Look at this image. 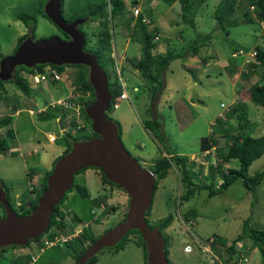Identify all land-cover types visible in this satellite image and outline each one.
Returning a JSON list of instances; mask_svg holds the SVG:
<instances>
[{
    "label": "rangeland",
    "instance_id": "1",
    "mask_svg": "<svg viewBox=\"0 0 264 264\" xmlns=\"http://www.w3.org/2000/svg\"><path fill=\"white\" fill-rule=\"evenodd\" d=\"M107 1L62 0V15L66 21L70 23L86 18L85 24L79 26L87 39L85 52L101 48L97 39L102 30L100 23L103 19L97 13L95 20L89 22L88 11L98 12L94 5ZM120 1L124 5L122 18L109 23L110 46H105L104 56L99 53L98 58L109 75L110 82L116 76L119 84L120 81L125 83L128 100H116L115 103L119 105L116 108L111 106L106 114L111 121L121 124V141L142 167L151 170L149 161L142 160L144 156H153L155 161L168 151L173 155L186 157L187 171L192 182L196 186H202L199 189L192 186L195 194L188 201H180L185 186L181 182L183 167L177 162H171L166 177L158 182L151 211L146 219L148 225L157 227L166 217H172L170 225L162 231L167 243L169 264H262L258 249L248 238L237 243L231 255L227 252V247L237 237L247 234L249 229L264 232V181L251 191L245 188L240 178L227 189H218L223 180L222 173L228 168L237 167L235 161L220 159V155H224L229 147L221 137L224 129L229 126L231 130L237 129L235 114L226 116L227 110L234 106L244 108L246 116L252 122V137L264 133V108L253 105L249 95L253 84L264 82V66L258 65L256 69L248 70L246 60L231 57L238 49L253 51L256 46L264 49L263 25L255 20L252 23L245 22V0H238L234 11L223 18L222 25L214 19V12L221 0H205L198 6L193 4V8L187 12L181 11L177 2L167 5L162 0H136V6L141 8V12L149 15L151 25H148V29L151 31L156 28V35L160 33L162 38H171L173 42L167 46L165 53L160 54L155 49L158 42L154 40V55L165 56L170 52L175 56L159 79L160 84L155 83V87V84H148L131 67L130 61L137 58L134 55L132 57L130 52L126 57V42L130 43L128 49L134 51L139 58L141 44L131 41L129 31L124 27L127 20L131 25L135 22L128 14L135 5L131 0ZM46 2L47 0H0L2 58L14 53L18 39L24 35L29 36V29L17 18L21 13L36 18L34 40L61 36L57 27L39 13L38 7L43 5L44 10ZM105 9L107 14L108 4ZM197 17L202 18V22ZM251 17L255 18L253 13ZM180 35L182 38L178 37ZM191 61L195 65L188 69ZM40 66H43V70L53 68L47 64ZM71 66L65 65L61 74L62 81L58 80L55 84L42 82L36 85L28 79L30 75H27L29 95L17 89L12 79L1 82L4 90L0 92V120L9 117L11 121L0 128V143L4 146V151L0 149V188L2 185L6 188L18 215L29 210L26 209L28 207L23 211L20 208L24 195L26 199L41 196L42 180L51 169L52 162L68 149V142L72 145L76 141L90 140L88 138L93 136L91 124L86 125L87 128L81 133L70 127V124L67 125L66 120L65 131L61 132L60 114L56 115L57 111L48 109L44 118L39 114L36 116L29 113V110L39 112L49 102L64 100L69 94H73L74 88L70 90L71 80L68 78H76L78 70L83 75L87 74L88 78V68L82 65L78 68ZM198 80L202 82L201 85ZM134 87H138V90H133ZM188 95L193 96L196 106L190 107L185 101ZM197 96L201 97V102L196 100ZM221 105L225 107L222 108ZM222 120L224 124L220 125L218 121ZM81 123L84 125L82 121ZM7 130L13 131V138L7 136ZM157 130L164 136L162 141H159L160 137L158 140L153 139V133ZM67 134L71 138H67ZM49 135L55 138L53 143L48 141ZM211 135L217 138V146L209 150V156L203 157V152L200 151L201 138ZM80 136L82 138H77ZM153 160L151 164L154 163ZM263 168L264 155L251 164L247 175L253 176ZM102 177L100 170L94 168H88L75 176L74 182L85 187L89 196L82 198L75 189L66 195L64 202L59 204L60 212L65 214L62 219L65 226L61 228L55 222L50 232L43 234L45 236L41 242L52 241L53 246L37 256L36 264H75L78 254L84 250L82 246L85 247L107 229L123 221L129 197L122 189L106 183ZM29 188H34L35 192L29 194ZM212 191L215 195L210 197L209 193ZM98 202L99 207L96 206ZM2 216L0 206V217ZM86 230L88 239L84 238ZM51 236L56 237L53 239ZM69 239L78 240L80 247L75 244L77 254L68 249L65 240ZM127 239L128 241L126 238L122 241L126 243L120 251L104 250L97 254L95 264H144L146 259L142 247L136 245V236L130 235ZM38 245L33 241L29 246L16 247L14 250L7 247L0 251V264H11L10 261L15 258L23 262L27 255L33 256Z\"/></svg>",
    "mask_w": 264,
    "mask_h": 264
},
{
    "label": "water",
    "instance_id": "2",
    "mask_svg": "<svg viewBox=\"0 0 264 264\" xmlns=\"http://www.w3.org/2000/svg\"><path fill=\"white\" fill-rule=\"evenodd\" d=\"M44 13L68 40L59 36L34 40L27 36L11 56L0 59V81L11 80L20 66L27 69L46 64L87 67L94 101L85 108V114L96 137L74 142L70 151L55 162L46 180V188L30 214L18 216L10 207L5 191L0 188V205L5 212V216L0 217V250L10 246H26L29 241L43 235L50 226L55 208L71 190L75 176L83 169L94 168L128 195V210L124 220L96 239L77 264H86L102 249L112 248L132 230L139 232L145 244L147 264H169L162 235L158 228L150 229L145 220L154 197V172L142 167L129 154L121 141L117 125L106 117L112 96L106 72L92 54L84 51L86 40L78 27L86 20L66 22L60 13V0H47ZM59 125L63 130L61 120Z\"/></svg>",
    "mask_w": 264,
    "mask_h": 264
},
{
    "label": "trees",
    "instance_id": "3",
    "mask_svg": "<svg viewBox=\"0 0 264 264\" xmlns=\"http://www.w3.org/2000/svg\"><path fill=\"white\" fill-rule=\"evenodd\" d=\"M162 1L167 5H172L173 3H176V2L179 3L181 6V11H183V12H187L191 8H193L192 7L193 4H196L198 6L199 4L201 5L205 2V0H162ZM245 1L247 4V6H246L247 11L244 14L245 22L246 23H252L255 20L258 23H261V22L264 23V0H245ZM132 2L134 5L137 4L136 0H133ZM237 2H238V0H221V2L219 3V7L214 12V19L220 25H222L223 18L227 17L228 15H230L234 11V8L236 7ZM106 4H108V13L109 14L105 13ZM62 6H63L62 0H60V13H61V16L63 17ZM94 6L98 9V12H93L92 10L88 11L89 16H87V17H89V22H92L95 20L97 13L100 14V16L99 15L98 16L101 19H103L104 21L102 20L100 23L102 26V30L99 32L98 39H97L101 48L98 47V49L96 51L91 50L89 52L94 55V57L97 60V63L104 70V68L100 64V60L98 58V55H99V53H101V55L103 54V56H104V53H103L104 47L106 46L108 48L110 46L111 35L109 33V23L111 22V20H120L122 18L123 11H124V5L120 0H108L107 3L106 2L105 3H98V4H95ZM251 7H252V10L250 9ZM42 8H43V5L38 7L39 13L42 14L44 18H47L45 13H44V10H42ZM251 13H253L255 18L251 17ZM108 15H109V19H108ZM148 16L149 15H147V17ZM142 17L143 16H138V18L135 20L134 24H132V25L130 22H128V20L125 22L126 24L124 27L126 28V30L129 31V37H131V41L141 44L140 58L137 60L130 61V64H131V67L133 68V70H136L138 73H140L141 77L148 84H150V85H154L155 83L160 84L159 79L163 77V75L165 74L164 72L166 70L165 68L168 67V65L174 59L175 56H174V54H172L170 52H167L165 54V56H162L160 54L154 55L152 53V50L155 48V45H156L154 43V38L157 34V29L154 28L153 30L150 31L148 29V25H151V20L149 19L148 23H145L142 21ZM17 18H18V20L22 21V23L25 25V27L27 29H29V36L32 37V39H33L34 35H35V31H36V25H37V21H36L35 16H30V15H27L25 13H21L17 16ZM85 20H86V18H85ZM184 20L186 22H188L186 19H184ZM66 22L69 23V21H66ZM84 24H82V25H84ZM233 24H236V23H232V25ZM82 25H80V26H82ZM78 29L81 31V29L79 27H78ZM59 32L66 39H68V37L64 33H62L61 31H59ZM26 37H27V35H24L20 39H18L15 49L18 47V45L22 41H24L26 39ZM85 40H86V42H85V45H86L87 44L86 37H85ZM255 50H256V57L251 63L248 64V66H247L248 70L249 69L253 70L254 68L256 69L258 65L264 66V49H261L260 47L256 46ZM0 58H2V56H0ZM108 59L111 61L110 57H108ZM66 66L70 67L71 65H66ZM78 66L79 65H74L71 67L78 68ZM64 67H65V65L60 66V67L53 66V68L56 69L59 73L63 72ZM85 68L87 69V67H85ZM42 69H43V66H37L34 69L33 68L27 69L23 66L17 67L11 81L13 82L14 86L17 89L22 91V93H24L25 95H29V86H28V81H27L28 80L27 75L29 76V75L33 74L35 71L40 72ZM76 75H77L76 78H74V79L68 78V79L71 80L70 81L71 82L70 83V90L72 91V88H74L73 94H69V97H71L72 95L77 96V97H75L74 99L70 98V99H68V101L74 102L75 104H79V106H80L79 107L80 119H82V122L84 123L85 127L82 129H77V125L75 122L76 112L74 110L63 108V109L55 110V111H57L56 115H58V113H60V117L63 119V121H65L67 119L68 124H70V127H74L75 129H77L76 131L83 133L84 129L87 128L86 125L90 126V124H91L90 120L87 118V116L85 114V108L94 101V92H93V89L88 82L87 74L83 75L82 71L78 70ZM113 75H114V73H113ZM107 77H108L109 90H110V93L112 96V101L110 104V109H111V106L115 105L116 99L121 94V91L123 90V86L121 85V82L119 84V80H118V78H116V76L113 77L114 78L113 82H110L108 74H107ZM156 84H155V87H156ZM66 89L68 90L67 87H66ZM2 90H4V87H3V84L0 82V92L1 93H2ZM249 95H250V101L253 105H255L257 107L264 108V82H257L255 84H253L249 89ZM0 101H1V98H0ZM237 108H238V106H234L232 109L228 110V112L226 113V116H229V117H230V115L232 116L233 114H235V116L237 118V129H235V130H237V131L234 132L235 130H231L230 126L224 129V132L222 133L221 137L225 139V142H227L229 147L227 148L226 153L224 155L223 154L220 155L221 160L235 161L237 163V167L236 168H234V167L228 168L226 172L222 173V179L223 180L220 184L218 191H223V190L227 189L238 178H240L243 181L245 188L249 191L254 190L259 184H261L262 181H264V168L260 172L255 173L253 176L249 177L247 175L248 169L251 166V164L255 160H258L259 158H261L264 155V133L258 137H252V135H251V133H252V130H251L252 122H250L251 120L246 116L244 108H241V109H240V107L238 109ZM106 117H107V119L111 120L107 116V114H106ZM10 121L11 120L9 117L1 119L0 120V128L2 126L9 124ZM113 122L117 125L119 133H120V138H121L120 124L117 121H113ZM218 122L220 125L224 124L223 120L218 121ZM145 126L147 128H150L149 124H146ZM227 126H228V124H227ZM158 131L159 130H157V132L153 133V135H154L153 138L156 140L158 137H160L161 139H159V141H162L164 139V136L162 135L163 136V138H162L160 131H159V133H158ZM7 136L13 138V131L7 130ZM94 137H96V135L93 133V136L91 138H94ZM67 138H71V137H69V134H67ZM77 138H82V136L77 137ZM91 138H88V139H91ZM73 139H75V138H73ZM159 143H161V142H159ZM68 145H70V146L69 147L67 146L68 149H66V147H65L66 150H64V153L62 154V156L67 154L69 152V150L71 149V147H72L71 143L68 142ZM215 146H217V138L215 136L211 135L209 137L201 138V146H200L201 152H205V151H209L211 149H215ZM0 149H1V151H4V146L2 145V143H0ZM165 154H166L165 156H162L160 159L155 160L154 163L151 165V171H153L154 175H155L154 193H155L156 188L158 186V182L166 177L167 170L170 168L171 162L172 163L177 162V163H180V165H182V167H183V178H182L181 182H183V184L185 186V192L182 196H180V201H188L195 194V190L192 189V186L198 187L197 189L202 188V186H196L192 182L191 177L189 176V173L187 171V163H186L187 159H186V157L173 155L172 153H170L168 151H165ZM168 156H170V157H168ZM59 157H57L52 162L51 169L49 171H47L45 177L43 178L42 184H41V186H42L41 192H43L45 190L46 180H47L48 176L50 175V173L52 172L51 170L53 169L54 164L59 159ZM85 170L86 169H83L78 174L84 172ZM97 170H99V169H97ZM102 179L106 183L114 185V184L108 182L104 178V176L102 177ZM2 189L6 192L7 200H8V202H10V198L8 197L6 188L3 185H2ZM74 189L80 194V196L82 198H87L89 196L87 189L83 186L76 184L75 182H73V185H72L71 190L69 192H71ZM28 192H29V194H32L35 192V190H34V188H29ZM214 195H215V193L213 191L209 193L210 197H213ZM25 199H26V196L24 195L23 196V203L20 206L22 211L26 207H28L26 209H29V210L34 209V207L37 205L39 198L34 197V198H27L26 200ZM65 199H66V196L62 202H64ZM9 205L12 208V210L15 212L13 206L10 203H9ZM96 206L99 207L100 203L99 202L96 203ZM59 208H60L59 205L55 208V212L51 217L49 227L55 226L53 224H55V222H56V225L60 226L61 228H64L65 224H64L62 219H63L65 214L63 212H60ZM29 210H28V212H23L20 215H18V214L17 215L20 217H23L29 213ZM150 211H151V208L145 214V220H146L147 224H148V220L146 219V217L149 215ZM57 219H59V222L57 221ZM123 220H124V218H123ZM171 220H172V217L168 216L164 220H162L157 225V227H152L150 225H148V226L150 229L158 228L160 234L162 235V231H164V229H166L170 225ZM47 231L45 233H47ZM130 235L136 236V239H137L136 245L139 247H142L143 252H144L143 253L144 259H146V256H147L146 247H145V244H144L139 232L137 230L130 231L125 236L126 241H128L127 236H130ZM48 238H50V237H48ZM51 238H53V236H51ZM84 238L88 239V231L87 230L84 233ZM245 238L250 239L252 241V244L258 249L260 257H261V263L264 264V232H262V231L249 229V232L247 234L237 237L236 239H234L231 242V244H229V246L227 247V252L230 255L233 254L234 246L237 243L244 241ZM163 239H164L165 248H166L167 243H166V240L164 237H163ZM38 240H39V238H37L35 240H31L28 242V244L30 242L35 241V242L39 243L38 246L43 247V242L38 241ZM122 241H120V243L117 245V247L115 249L116 252H118L124 248L126 241L125 242H122ZM91 243H89V244H91ZM75 244L78 247H80L78 245L79 243H78L77 239L66 243L68 249L71 250L72 253L77 254ZM89 244H87L85 247L82 246L81 248L86 250V248L88 247ZM26 246H23V247H26ZM10 247L13 249L16 248V246H10ZM17 248H19V247H17ZM4 250H6V248L2 249V251H4ZM84 250L78 254L77 260L82 255ZM165 252L168 256L169 253H168L167 248H166ZM31 258H32L31 255H27L25 257V259L23 260V262H19L18 261L19 259L15 258L12 261H10V263L11 264H30ZM77 260H76V262H77ZM96 262H97V257L94 256L87 262V264H95ZM36 263L37 262H35L34 264H36ZM144 264H147L146 260L144 261Z\"/></svg>",
    "mask_w": 264,
    "mask_h": 264
},
{
    "label": "built area",
    "instance_id": "4",
    "mask_svg": "<svg viewBox=\"0 0 264 264\" xmlns=\"http://www.w3.org/2000/svg\"><path fill=\"white\" fill-rule=\"evenodd\" d=\"M252 10V7L250 8ZM130 15L131 17H133L134 19L137 18L139 15H141V10L139 7H134L131 9L130 11ZM142 21L145 23H148V18L145 15H142ZM261 24L264 27V23L261 22ZM264 29V28H263ZM232 58H238V57H242L244 60H246L249 63H251L255 57H256V50H250V51H244L243 49H238L236 52H234L231 55ZM248 66V65H247ZM61 75L58 73L57 70H55L54 68H49V69H44L41 72H35L34 74L31 75V79L34 82V84H41L42 82H54V81H58L60 80ZM120 79V78H119ZM121 85L123 86V90L121 91V94L119 95V100H128V96L127 93L124 89V84L121 82ZM88 95V94H87ZM73 98H75L76 96L72 95ZM59 106V107H63V108H67V109H72L76 112L75 118H76V122H78V120L80 119V111H79V104H75L74 102H70L68 101V99H64V100H57L54 103H51V107H55V106ZM115 107H117V104L114 105ZM222 108H224V105H221ZM228 111V110H227ZM220 117H222V115H220ZM83 127V125H79L77 126V129H81ZM54 138L50 137L49 141H53ZM213 150V149H212ZM210 151H205L202 153L203 157L209 156ZM47 244L49 246H51L53 243L51 241H46L44 242V246L45 248L49 247L47 246ZM44 248L41 247H37L36 251L34 253V255L31 258V263H34L37 260V256L40 255L43 252ZM204 251L209 252L206 248H203ZM212 258L214 259V255L212 256Z\"/></svg>",
    "mask_w": 264,
    "mask_h": 264
},
{
    "label": "crops",
    "instance_id": "5",
    "mask_svg": "<svg viewBox=\"0 0 264 264\" xmlns=\"http://www.w3.org/2000/svg\"><path fill=\"white\" fill-rule=\"evenodd\" d=\"M198 11V10H197ZM197 19H200L201 20V22H202V18H200V17H197ZM195 21V20H194ZM202 24V23H201ZM197 27L199 28V24H198V21H197ZM159 32V31H158ZM159 35H160V33H158V37H159ZM161 37V38H160ZM160 37H159V39L160 40H158L157 42V47L155 48L156 50H158L159 51V53L160 54H163V53H165L164 51L166 50V48H167V46H169V45H171L173 42H172V39L171 38H162V36L160 35ZM179 38H182V36L180 35V36H178ZM174 40V39H173ZM175 40H177V37L175 38ZM136 44H138V43H136ZM159 44V45H158ZM129 45H130V43H127L126 42V45H125V48H124V51H126L125 53H126V57H128V53L130 52V54H131V56L132 57H136L137 59L139 58V56L137 55L136 56V54H135V52L134 51H131V50H129L128 48H129ZM128 51V52H127ZM137 51V50H136ZM134 55V56H133ZM125 57V58H126ZM122 62V61H121ZM190 66L189 67H187L188 69L189 68H192V67H194V65H195V62H193V61H191L190 63ZM205 65H207L206 63H205ZM123 82V81H122ZM198 83H199V85H201L202 84V82L201 81H199L198 80ZM123 84H125V83H123ZM193 85H195V83H193ZM167 87V84L165 85V88ZM133 90H135V91H137L138 90V87H134L133 88ZM201 97L200 96H197L196 97V100H198L199 102H201V99H200ZM185 101H187L188 103H189V105H190V107H193V106H196V103L193 101V96H191V95H188V97H187V99L185 100ZM123 120V119H122ZM120 124V123H119ZM120 127H121V124H120ZM121 134H122V138H123V130L121 129ZM154 139V138H153ZM124 142V141H123ZM166 155V154H165ZM168 157H170V156H168ZM153 158V156H144V159H142V160H144L145 162H147V161H149L148 163H150V165H152L151 163H152V159ZM154 161V160H153ZM146 164V163H145Z\"/></svg>",
    "mask_w": 264,
    "mask_h": 264
},
{
    "label": "clouds",
    "instance_id": "6",
    "mask_svg": "<svg viewBox=\"0 0 264 264\" xmlns=\"http://www.w3.org/2000/svg\"><path fill=\"white\" fill-rule=\"evenodd\" d=\"M132 1H133V0H131V2H132ZM137 5H138V4H137ZM134 7H138V6L135 5ZM134 7H133V8H134ZM140 10H141V8H140ZM130 11H131V10H130ZM128 14H130V12H129ZM142 15H145V14H143V13L141 12V15H139V16H142ZM145 16H146V15H145ZM130 17H131V15H130ZM132 18H133V17H132ZM137 18H138V17H137ZM137 18H135V20H136ZM147 18H148V17H147ZM154 40L157 42V41L159 40V37L156 35L155 38H154ZM47 65H48V64H47ZM37 66H40V65H37ZM37 66H36V67H37ZM50 66H51V65H50ZM34 68H35V67H34ZM34 68H33V69H34ZM42 70H43V69H42ZM42 70H41V71H42ZM55 70H56V69H55ZM41 71H40V72H41ZM35 72H39V71H35ZM35 72H34V73H35ZM34 73H33V74H34ZM58 73H59V72H58ZM59 74L61 75L62 73H59ZM31 75H32V74H31ZM31 75H30V77H29L28 79H31ZM64 76H65V75H64ZM65 77H68V76L66 75ZM61 80H62V77L60 78L59 81H61ZM31 81H32V79H31ZM54 82L57 83V81H54ZM54 82H49V81H47V82H45V83L55 84ZM120 82H121V81H120ZM32 83L34 84L33 81H32ZM122 83H124V82H122ZM36 85H39V84H36ZM124 89H125V84H124ZM70 98H73V97H72V96H71V97L68 96L67 98H64V99H70ZM118 98H119V96H118ZM118 98H117L116 100H119ZM73 99H74V98H73ZM57 100H60V99H56L54 102H56ZM61 100H62V99H61ZM120 101H126V100H120ZM54 102H49L48 105H47L46 107H44L43 109H41L39 112H34L33 110H29V113H30V114H34V115H36V116L39 114L41 118H44L45 115H46V114L48 113V111H49L48 109H51V110H54V111H55V110L63 109V107H59V106H57V105H56L55 107H51V103H54ZM115 104H117V103H115ZM118 105H119V104H117V106H118ZM35 106H36V104H35ZM114 108H116V107L114 106ZM59 114H60V113H58V115H59ZM59 117H60V116H59ZM68 119H69V118H68ZM59 120L62 121V125H63V130H61V129H60V130H61V132H64V131H65V126H64V122H65V121H63V119H62L61 117H60ZM66 121H67V119H66ZM81 121H82V120L79 119L78 122H76V119H75L76 125H77V126H79V125H83L82 123L80 124ZM67 125H68V121H67ZM84 127H85V125H83L82 128H84ZM82 128H81V129H82ZM75 130H77V129H75ZM50 137H53V136H52V135H49V136H48V141H49V138H50ZM53 138H54V137H53ZM54 141H55V138H54L53 141H49V142H50V143H53ZM47 230H48V229H47ZM47 234H48V233H47ZM55 237H56V236H54L53 239H55ZM69 241H70V240H69ZM71 241H72V240H71ZM71 241H70V242H71ZM44 242H45V241H43V247H41V248H44L43 252H45L48 248H50V246L47 247V248H45V246H44ZM51 242H52V241H51ZM51 246H53V244H52ZM37 247H40V246H37ZM43 252H42V253H43ZM33 255H34V254H33ZM31 257H32V256H31ZM37 261H38V260H36L35 262H37ZM35 262H34V263H35ZM34 263H31V261H30V264H34ZM86 264H87V263H86Z\"/></svg>",
    "mask_w": 264,
    "mask_h": 264
},
{
    "label": "flooded vegetation",
    "instance_id": "7",
    "mask_svg": "<svg viewBox=\"0 0 264 264\" xmlns=\"http://www.w3.org/2000/svg\"><path fill=\"white\" fill-rule=\"evenodd\" d=\"M60 35L63 36L62 34H60ZM61 36H59V37H61ZM62 38H63L64 40L66 39L64 36H63ZM66 40H68V39H66ZM16 44H17V43H16ZM18 46H19V45H18ZM15 71H16V70H15ZM14 73H15V72H14ZM0 82H1V81H0ZM9 203L11 204V202H9ZM11 205H12V204H11ZM1 208H2V207H1ZM2 210H3V208H2ZM4 216H5V212H4V210H3V216H2V217H4ZM125 216H126V215H125ZM2 217H1V218H2ZM118 224H119V223H118ZM118 224H116L115 226H117ZM115 226H114V227H115ZM52 227H53V226L49 227L47 233L50 232V230L52 229ZM109 229H111V228H109ZM109 229H107L106 231H108ZM106 231H105V232H106ZM105 232H104V233H105ZM47 233H45V234H47ZM44 236H45V235H44ZM44 236L41 235V236L39 237V240H38V241H41L42 238H43ZM100 236H101V235H100ZM100 236H99V237H100ZM127 238H128V236H127ZM97 239H98V238H97ZM69 240L71 241L72 239H69ZM69 240H65L66 243L70 242ZM95 240H96V239H95ZM95 240H94V241H95ZM94 241H93V242H94ZM93 242H92V243H93ZM37 243H38V242H37ZM92 243H91V244H92ZM119 243H120V242H119ZM119 243H118V244H119ZM29 244H30V243H29ZM29 244H28L27 246H29ZM91 244H89L88 247H89ZM118 244H116V245L113 246L112 248H104V249H102L100 252H102V251H104V250H115ZM88 247H87V248H88ZM87 248H86V249H87ZM2 249H3V248H2ZM2 249H1V250H2ZM1 250H0V251H1ZM13 250H14V249H13ZM84 252H85V250H84ZM84 252H83V253H84ZM100 252H99V253H100ZM83 253H82V255H83ZM99 253H98V254H99ZM82 255H81V256H82ZM81 256H80V257H81ZM80 257H79V258H80ZM79 258H78V259H79ZM77 262H78V260H77ZM77 262H75V264H77Z\"/></svg>",
    "mask_w": 264,
    "mask_h": 264
}]
</instances>
